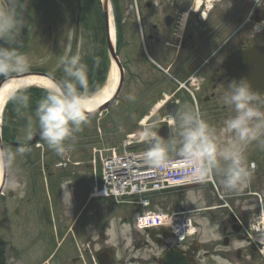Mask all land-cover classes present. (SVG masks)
I'll return each mask as SVG.
<instances>
[{"label": "flooded vegetation", "instance_id": "obj_1", "mask_svg": "<svg viewBox=\"0 0 264 264\" xmlns=\"http://www.w3.org/2000/svg\"><path fill=\"white\" fill-rule=\"evenodd\" d=\"M1 1L12 10L17 7L15 0ZM138 9L141 31L136 30L132 42L125 40L126 61L132 44L138 65L135 72L124 68V73L135 74L138 87L131 102L142 107L139 114L163 103L152 119L158 121L169 111L183 112L195 100L218 129L234 115L223 101L234 80L228 59L251 44L264 45V5L256 0H141ZM256 25L261 28L256 30ZM2 41L7 47L8 41ZM255 103L264 110V93ZM22 165L15 176L25 195L20 198L8 190V257L13 264H217L215 256L227 264L255 263L251 243L242 239L236 223L237 209L223 200L214 199L202 214L218 238L206 241L205 227L192 238L176 241L169 230L129 227L127 205L99 195L89 169L75 161ZM65 183H71L73 192L68 213L61 202ZM114 232L120 234L117 243Z\"/></svg>", "mask_w": 264, "mask_h": 264}, {"label": "clouds", "instance_id": "obj_2", "mask_svg": "<svg viewBox=\"0 0 264 264\" xmlns=\"http://www.w3.org/2000/svg\"><path fill=\"white\" fill-rule=\"evenodd\" d=\"M258 6L264 5V0H256ZM231 6V3H230ZM261 25H256L259 30ZM21 23L17 20L11 7L0 5V39L9 43L20 32ZM60 57L64 78L54 81L53 86L45 89V95L35 108L38 121L39 137L47 147L57 155H63L68 148L66 142L74 139L82 126L88 123L91 97L87 94L89 74L86 63L79 52L71 54V38ZM31 67L26 55L17 47L0 45V77L12 79L19 74L28 72ZM21 90H16L9 99L15 101ZM257 93L252 90L247 79L230 82L223 93V101L234 112L230 118L217 129L204 120L198 112L185 110L170 114L167 123L171 125L170 136L165 139L159 135L154 123L142 125L138 130L140 142L147 147L143 152L145 162L157 169L166 168L170 161V153L187 162L190 183L204 184L215 177L220 178V185L228 193H240L250 182L251 166L247 163L246 148L254 141L264 139V110L255 103ZM23 107H28L29 97L19 95ZM134 101L135 96L126 97ZM26 140L31 141L34 133L33 121L28 120L23 130ZM25 146L20 145L15 152L10 149H0V166L8 170L12 167L17 155H22ZM65 183L62 204L68 213L72 207L73 192ZM8 190L23 198V185L16 176L9 177L5 182ZM2 191V189H0ZM186 201L198 204L196 191L186 192ZM119 233H113L114 243L118 242ZM205 240L218 238L215 226H210L203 233ZM239 247V244L236 245ZM213 259L217 264H227L220 256ZM8 264H13L9 258Z\"/></svg>", "mask_w": 264, "mask_h": 264}, {"label": "rangeland", "instance_id": "obj_3", "mask_svg": "<svg viewBox=\"0 0 264 264\" xmlns=\"http://www.w3.org/2000/svg\"><path fill=\"white\" fill-rule=\"evenodd\" d=\"M141 0H119L120 13L124 19L122 25L123 31V44L117 50L119 59L123 62L124 68L128 70L127 67L132 72H135L137 69V63L134 57V45H129V51H131L128 56L130 59L126 61L125 53V40L127 39L130 43L134 40L133 35L136 32V27L134 26L135 20V9L137 4ZM159 1V0H156ZM194 1V0H193ZM216 0H211L213 2ZM218 1V0H217ZM251 2V0H248ZM46 0H42V5L39 7H33L34 15L32 18L30 16L28 25L25 28V36L22 41L17 45L18 50L26 55L30 61L31 67L30 70H39L44 69L49 73H55L61 75L63 72V66L60 63V57L64 54L65 49L69 43V38H71V54H80L91 49V46H88L83 37L80 38V46L76 43L74 46V37H75V18L77 13L76 5L72 0H49L45 5ZM0 5H4L0 0ZM43 6V9H41ZM111 10L113 11V18L116 22L115 13L117 8L113 4V0H110ZM41 13L39 14V12ZM140 12V11H139ZM140 20H142V14H139ZM139 20V19H138ZM115 29V24H114ZM124 29V30H123ZM116 34V29H115ZM17 37V35L15 36ZM46 69V70H45ZM125 71V70H124ZM64 75V74H63ZM137 84L135 81V74L124 73L123 87L120 90L117 99L105 106L99 113L89 116L88 123L82 126V130L75 134L74 139L69 140L67 143L68 148L66 150L67 154L70 155V158L73 160H78L80 165L87 162L88 158L92 154L93 147L101 148L108 145L118 144L124 134L128 131L138 129L140 124L138 120L144 114L139 115L138 110H142V107L130 103L131 101L127 100L126 97L129 94L137 97ZM90 94V93H87ZM147 106L148 110L152 107ZM147 110V111H148ZM145 111V112H147ZM128 113L123 116V113ZM148 113V112H147ZM22 117L19 118L18 122L23 121V124H17L18 138H23V130L27 125L28 120L35 119V114L26 112L21 113ZM25 117V118H23ZM155 127L157 121L154 122ZM34 133L38 130V121L33 122ZM138 134H136L137 136ZM264 139L254 141L251 143V151H246L247 154L251 153V156L255 158V168L251 174V179L249 185L244 189L240 194H231L230 198H235L240 202V206L245 204L246 209L245 213H240L242 216H245V219H250L249 214L251 211H254L258 208L259 201L262 198L264 203ZM33 150H30V154H25L27 151L25 149L22 155H17L12 167L8 170L6 174V180L9 177L15 176L14 167L22 162L34 161L37 166H40L39 163H47L52 160H55L57 157L59 159H64L62 155H57L55 152L50 150L46 143L40 138L35 145H32ZM45 147L48 153L40 152V148ZM18 147L12 148L6 147L5 149H10L13 152ZM32 151V152H31ZM171 156L176 155V153H170ZM262 155V156H261ZM53 158V159H52ZM257 158V159H256ZM97 170L100 169V163H96ZM174 172V170H171ZM45 178L46 176H40ZM220 181V178L217 177ZM6 182V181H5ZM218 189L221 194H226V191L217 184ZM251 193H249L250 191ZM188 190L196 191L198 204H192L186 201V192ZM153 201L155 203L150 206L152 209H161V210H185L192 209L186 215H190L195 222H201L200 216L204 214L205 209H201L206 203H212L214 199H219L217 192L212 188L211 184L204 183L202 185H194L189 187H181L178 189L161 192L159 194L152 195ZM8 188L4 187L3 194L0 195V239L3 242L4 248L8 250L7 241H8ZM231 202V201H230ZM175 203H179V207H173ZM232 203V202H231ZM133 209H139L138 207L133 206ZM202 220V219H201ZM0 242V244H2ZM251 259L255 261L256 264H264V256L253 252L251 248ZM254 263V264H255Z\"/></svg>", "mask_w": 264, "mask_h": 264}, {"label": "water", "instance_id": "obj_4", "mask_svg": "<svg viewBox=\"0 0 264 264\" xmlns=\"http://www.w3.org/2000/svg\"><path fill=\"white\" fill-rule=\"evenodd\" d=\"M28 3H29V0H24V5H23L22 13H21V25L22 26L24 24V20L26 17ZM102 5H103V11H104V16H105L106 25H107V0H102ZM106 28H107V26H106ZM106 34H107L108 48H109L111 57L116 62L117 66L119 68V74L120 75H119L118 85L115 89V93L102 106L107 105L109 102H111L114 99L115 95L117 94V92L119 90L120 83H121V77H122V67L119 63V60H118L115 52L113 51V48H112L110 40H109L108 33L106 32ZM230 60H231V58H230ZM230 60H229V62H230ZM234 61H235L234 68L237 70L232 73V76L238 81H240L241 79H247L250 82L252 90L254 92H263L264 91V47L260 46V45H254V46H251V48L239 50L234 55ZM250 70H251V74H250ZM27 73L28 72H26L24 74H27ZM24 74H19L17 76H21ZM41 74L48 76L53 81H57L54 77H52L51 75H49L47 73H41ZM2 81L3 80H1L0 83ZM99 108H101V107H99ZM97 110L98 109H93V111L90 114L95 113ZM158 132H159V135H161V136H167L166 131L162 132L159 129ZM38 136H39V134L37 132V134H35L33 136L32 140H35ZM11 143L14 145H20L21 144V142H18V141H12ZM0 149H3V145H2V141H1V135H0ZM4 181H5V169L3 168L2 177H1V181H0V189H2V187L4 185Z\"/></svg>", "mask_w": 264, "mask_h": 264}, {"label": "trees", "instance_id": "obj_5", "mask_svg": "<svg viewBox=\"0 0 264 264\" xmlns=\"http://www.w3.org/2000/svg\"><path fill=\"white\" fill-rule=\"evenodd\" d=\"M82 5H85V7L82 10V18L85 20L83 23L85 29L93 30L94 33L99 32L102 27H100V24H102V14H101V8L99 6V0H78ZM85 9V10H84ZM92 19L90 21H87V19ZM88 25V23H90ZM95 72V71H94ZM94 72H90L88 70L89 75H93ZM97 84H95L96 86ZM19 95H27L29 97L28 107L25 108L22 106L21 101L19 99ZM17 99L15 101L8 100L4 106L3 109V115H2V124H1V134L4 141V144L9 146L6 142L12 139H19L22 141H25L23 138H18V132L17 131V124H23L22 121L18 122L19 118H21L23 112H26L27 114L33 113L35 114V108L39 100L45 95V89L40 87H27L25 89H22L19 93ZM25 118V117H23ZM33 122L37 123L36 117ZM177 206V204H175Z\"/></svg>", "mask_w": 264, "mask_h": 264}, {"label": "built area", "instance_id": "obj_6", "mask_svg": "<svg viewBox=\"0 0 264 264\" xmlns=\"http://www.w3.org/2000/svg\"><path fill=\"white\" fill-rule=\"evenodd\" d=\"M136 134H138V132L133 133L132 140L139 139ZM143 152L144 151L132 152V154L126 155L124 159L117 162L118 164L113 168V171H110L112 177H118L116 182L119 184L122 183L124 186H127V183H131V189L135 188L137 186L136 178L130 175L134 172L146 173V176L150 177V181L155 185V187L180 181H190L191 176L189 174L187 162L181 160L180 158H174L170 159L166 168L157 169L145 162L142 155ZM171 170H174V172H171ZM142 179L144 181L145 177H142L140 180Z\"/></svg>", "mask_w": 264, "mask_h": 264}, {"label": "bare ground", "instance_id": "obj_7", "mask_svg": "<svg viewBox=\"0 0 264 264\" xmlns=\"http://www.w3.org/2000/svg\"><path fill=\"white\" fill-rule=\"evenodd\" d=\"M201 0H195L196 3H199ZM210 2L211 0H206ZM107 18L109 19V27L111 32V37L114 39V25H113V11L111 10V6L109 4ZM108 75L105 81L97 90H89L88 94L90 99V106L94 109L100 107L106 99L109 97L111 92L113 91L116 82L118 80V69L116 64L112 61L110 66L108 67ZM29 85H41L44 87H52L53 82L46 76L30 74L21 77L12 78L10 80L6 79L2 82L0 86V122H1V110L3 108V104L6 102L8 97L16 88H21ZM158 106V104L155 105ZM139 137V136H137ZM0 179H1V166H0Z\"/></svg>", "mask_w": 264, "mask_h": 264}]
</instances>
